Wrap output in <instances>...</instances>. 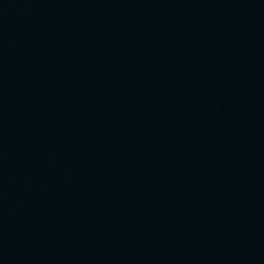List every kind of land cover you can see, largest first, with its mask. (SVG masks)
Returning a JSON list of instances; mask_svg holds the SVG:
<instances>
[{"label": "water", "instance_id": "1", "mask_svg": "<svg viewBox=\"0 0 264 264\" xmlns=\"http://www.w3.org/2000/svg\"><path fill=\"white\" fill-rule=\"evenodd\" d=\"M0 264H264V0H0Z\"/></svg>", "mask_w": 264, "mask_h": 264}]
</instances>
